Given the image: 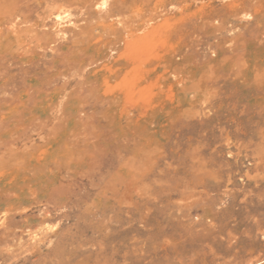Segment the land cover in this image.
<instances>
[{"label":"rangeland","instance_id":"374dc122","mask_svg":"<svg viewBox=\"0 0 264 264\" xmlns=\"http://www.w3.org/2000/svg\"><path fill=\"white\" fill-rule=\"evenodd\" d=\"M0 264H264V0H0Z\"/></svg>","mask_w":264,"mask_h":264}]
</instances>
